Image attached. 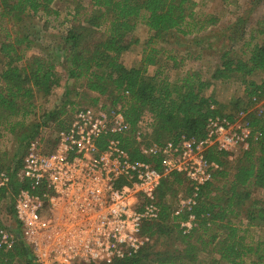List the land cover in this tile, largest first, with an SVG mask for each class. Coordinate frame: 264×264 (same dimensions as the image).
<instances>
[{
	"label": "trees",
	"instance_id": "1",
	"mask_svg": "<svg viewBox=\"0 0 264 264\" xmlns=\"http://www.w3.org/2000/svg\"><path fill=\"white\" fill-rule=\"evenodd\" d=\"M55 1L0 0V30L5 28V24H10L0 38V172H5L9 178L6 185L0 187V198L8 192L15 195L20 189L30 188V180L17 177V172L22 167L29 143L37 136L41 125L31 116L33 100L37 95H49L59 85L57 62L49 53H30L34 39L29 33L19 31L18 26L26 17L36 16L40 12L46 16L57 14L51 9ZM67 1L74 5L75 12L72 25L59 33L63 69L75 84L81 81L80 87L85 91L110 99L111 106L124 103L125 119L132 131H140L143 142H177L181 135L200 139L205 135L204 128L209 117L223 115L232 119L233 115H225L218 108H211L217 102L211 95L204 94L209 81L202 80L199 72L188 73L178 81L170 80L159 68L148 74L146 66L157 64L155 53L158 51L155 49H149L147 53L143 51L139 66L127 67L120 60L122 52L134 43L127 36L135 28L137 19H141L153 31L151 39H161L170 31L185 35L193 28H204L202 24L197 26L200 20L194 21L193 1ZM84 2H87L89 9L80 13V9H84ZM206 21L214 24L216 20ZM261 25L263 28L254 35L252 32L248 41H244V17H239L229 26L225 39L232 43L220 51L217 65L209 76L211 80L228 79L232 75L240 77L249 99L264 97V78L258 82L247 79L256 72H264V21ZM259 34L262 37L253 41ZM235 40L242 42L239 53L234 49ZM243 46L247 48L244 50ZM195 57L199 58V55ZM65 94V105L73 104L70 89ZM97 101L98 97H94L90 103L95 106ZM65 105L49 114L48 120L58 121V131L69 125L78 109L71 110L72 113L64 120L61 116L66 114ZM144 115L150 118L147 136L143 134V127L138 125ZM249 124L261 136L250 140L249 147L238 157L224 185L218 187L214 182L228 175L229 161L225 153L211 149L208 158L218 163L219 169L200 188L196 205L174 214L167 200L168 189L187 182L182 175L172 173L162 180L158 188V219L143 225L142 233L154 238V242L146 243L132 256L102 264H264V240L254 242L248 240L246 235L252 225L264 230V205L253 200L247 209L245 201L249 199L250 191L243 190L247 187L264 188V120L251 115ZM3 132L14 136L17 142L10 159H6V154L1 150ZM145 137L148 140L145 141ZM102 142L100 139L98 144ZM122 143L132 159L146 160L159 168L158 158L142 155L139 145L131 137H124ZM190 191L187 183L186 194H190ZM218 191L222 194H212ZM32 192L37 194L39 189ZM11 213V230L18 234L20 225L14 216L13 204ZM190 215L193 216L192 226L184 232L181 223L188 220ZM242 217L246 219L245 229L240 227ZM235 220L238 222L235 223ZM0 264L38 263L31 249L17 238L11 250H0Z\"/></svg>",
	"mask_w": 264,
	"mask_h": 264
},
{
	"label": "built area",
	"instance_id": "2",
	"mask_svg": "<svg viewBox=\"0 0 264 264\" xmlns=\"http://www.w3.org/2000/svg\"><path fill=\"white\" fill-rule=\"evenodd\" d=\"M244 119L242 111L232 119L215 115L207 119L203 138L181 135L177 142L146 144L140 131L131 130L120 105L78 108L49 152L36 140L29 143L19 177L29 179L30 188L20 189L13 204L20 232L0 227V250H11L20 238L38 264H102L136 254L148 241L144 223L159 217L162 180L182 175L191 191L178 197L175 214L191 209L219 169L208 152L232 159L261 136ZM129 136L142 155L158 158L159 168L131 158L122 143ZM8 180L0 172V187ZM192 220L190 215L181 223L184 232Z\"/></svg>",
	"mask_w": 264,
	"mask_h": 264
},
{
	"label": "rangeland",
	"instance_id": "3",
	"mask_svg": "<svg viewBox=\"0 0 264 264\" xmlns=\"http://www.w3.org/2000/svg\"><path fill=\"white\" fill-rule=\"evenodd\" d=\"M191 1L194 2L192 10L196 14L194 21L200 20L197 26L202 24L204 28L201 30L193 28L190 33L185 35L176 31H170V33L161 39H151L153 31L149 30L141 19H137L135 28L127 36V39L134 41V43L128 50L122 52L120 56L121 62L127 67L139 66L142 53H147L149 49H155L158 51L155 53L157 64L146 66L148 74H152L159 68L170 80L178 81L188 73L199 72L202 80L209 81V86L204 90V94L211 95L217 102L216 105L214 104V108H218L225 115H235L242 111L244 113V120H247L249 123L251 115L264 120V97H251L249 99L244 91L245 86L241 82L240 77L232 75L228 79L220 80H211L209 77L217 65L220 51L226 49L232 43L231 41L227 42L225 39L229 26L233 25L239 17H244L246 37L244 41H248L249 35L252 32H254V35L258 29L263 28L261 22L264 21V0ZM86 3L82 4L84 9H80V13H84L85 9H89ZM51 9L57 11V14L46 16V14L40 12L36 16L26 17L18 26L19 31L29 33L31 38L34 39V46L30 53H49L58 65L56 70L59 76V85L54 87L49 95H37L33 100L34 107L31 116L32 119L41 124L34 140L38 141L41 150L45 152H49L54 146L56 133L59 129L56 119L48 120L49 114L60 110L65 105L64 102L67 97L65 91L67 89H70L69 96L73 104L65 105L66 114L62 115L61 119H67L72 113L71 110L73 111L79 107L93 106L90 102L94 97H98L97 104L111 106V100L106 96L98 95L95 92H87L84 88L80 87L81 81L75 84L68 78L67 73L61 65L64 61L62 50L59 47L62 42L59 38V33L72 25L75 9L74 5L67 0H56L52 3ZM209 19H215L216 21L214 24H209L210 21H206ZM5 28H10V24H5ZM5 28L0 30V38L5 35ZM261 37L262 35L259 34L253 41H257ZM235 42L234 49L239 53L242 42L236 40ZM246 48L247 46L244 47V50ZM197 54L199 58L195 57ZM263 78L264 72H256L247 77L248 80L256 82ZM123 104L120 102L115 106L120 105L123 108ZM149 122L150 118L146 115L138 122V125L143 127L142 130L145 136L150 131ZM147 138L145 137V141L148 140ZM16 146L15 137L3 132L1 150L6 154V159L12 158ZM239 156L240 154H236L232 159H227L229 161L228 170L230 169V171L227 176L214 182L215 185L221 187L227 182L233 171L232 167L236 165ZM19 171L17 172V177H19ZM243 190L250 191L249 199L245 201L247 209L250 208L253 200L264 205V188L253 189V187H247L243 188ZM186 192L187 183L180 186L174 185L168 189L167 200L171 203L174 214L177 209L178 197L187 195ZM212 194L220 195L222 193L218 191V193L213 192ZM15 196L16 194L12 195L8 192L5 197L0 198V224L12 232L13 215L11 207L14 204ZM245 223L246 219L242 217L240 225L242 229L247 227ZM246 235L248 240L254 242L264 240V230L260 226L252 225L248 228ZM153 242L154 238L148 237L146 243Z\"/></svg>",
	"mask_w": 264,
	"mask_h": 264
}]
</instances>
